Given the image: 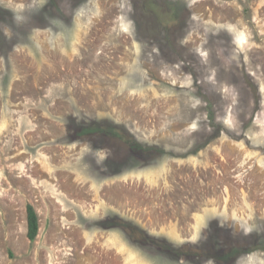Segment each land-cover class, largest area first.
I'll return each mask as SVG.
<instances>
[{"label":"rangeland","instance_id":"rangeland-1","mask_svg":"<svg viewBox=\"0 0 264 264\" xmlns=\"http://www.w3.org/2000/svg\"><path fill=\"white\" fill-rule=\"evenodd\" d=\"M0 264H264V0H0Z\"/></svg>","mask_w":264,"mask_h":264},{"label":"trees","instance_id":"trees-1","mask_svg":"<svg viewBox=\"0 0 264 264\" xmlns=\"http://www.w3.org/2000/svg\"><path fill=\"white\" fill-rule=\"evenodd\" d=\"M81 133L79 135L85 134V133H94L99 132V134H106V135H116L117 137H121L116 131H114L112 128H103L102 125L94 124V125H84L79 130ZM122 138V137H121ZM128 143H132V140H128ZM26 214H27V237L30 241H34L39 233V222H38V215L33 207L32 204L28 203L26 206ZM228 255H233L232 252H230Z\"/></svg>","mask_w":264,"mask_h":264}]
</instances>
